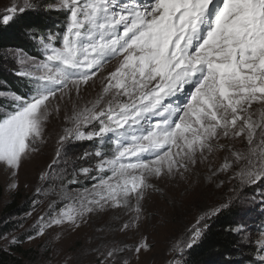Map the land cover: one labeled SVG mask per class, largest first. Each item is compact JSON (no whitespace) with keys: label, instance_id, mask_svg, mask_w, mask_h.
I'll return each instance as SVG.
<instances>
[{"label":"snow or ice","instance_id":"1","mask_svg":"<svg viewBox=\"0 0 264 264\" xmlns=\"http://www.w3.org/2000/svg\"><path fill=\"white\" fill-rule=\"evenodd\" d=\"M27 7L32 4L24 0L9 12ZM59 7L70 13L62 36L40 38L41 59L19 60L16 74L28 79L31 94L11 93L0 113V168L11 178L8 187L17 188L19 169L40 151L46 125L62 105H71V115L64 116L68 126L58 144L110 138L114 151L109 159L96 151L92 169H73L69 185L75 176L100 175L85 194L65 191L59 211L49 205L38 218L37 236L53 226L77 229L86 217L121 209L128 215L119 231L138 229L147 196L159 191L154 181L187 182L201 164L208 183L221 176L248 185L264 179V0H61ZM12 19L6 13L0 22ZM186 86V100L173 106L170 99ZM236 141L245 147L236 148ZM200 223L190 230L189 248L202 235ZM126 250L107 245L101 264H117ZM142 250H150L146 238L135 246L137 255Z\"/></svg>","mask_w":264,"mask_h":264},{"label":"rangeland","instance_id":"2","mask_svg":"<svg viewBox=\"0 0 264 264\" xmlns=\"http://www.w3.org/2000/svg\"><path fill=\"white\" fill-rule=\"evenodd\" d=\"M29 2L32 7H27L24 11L35 9L56 18L55 22L60 18L63 22H69L68 10L59 7L61 0ZM17 5L24 7V0H0V17L6 13L13 17L18 15L20 11L9 12ZM36 45L38 49L42 47L38 38ZM14 58L17 73L22 70L20 59H41L42 52L36 56L18 51L15 52ZM115 63L116 61H112L106 65V71L112 70ZM99 83L97 81V86ZM185 89L184 96L170 99L173 106L186 100L191 86H186ZM98 90V87L89 89L84 93L80 103L93 99ZM10 94L0 92V98L4 97L9 105ZM258 107L254 105V108ZM5 110L2 109L1 112ZM65 114L71 115V105L67 107L62 105L61 111L54 114L47 123L45 142L39 146L40 151L28 157L19 169L16 177L17 188L8 187L11 178L5 169L0 168V213L14 198H19L23 207L21 214L5 216V220L0 223L1 226H4L5 222L12 226L9 231L3 233L0 247L8 253L14 245L31 249L33 256L21 258V264H101L103 256L100 253L112 243L120 247L127 246V250L118 255L117 264H123L124 260L129 264H187L185 251L188 248L190 230L197 226V220H201L199 227L203 231L207 220L218 213L213 214V209L220 205L232 204L237 205L240 212V217L235 221L239 247L234 253L235 257H227L225 261L227 264L236 260L239 261L238 264H261L264 260V252L260 251L261 246H264V179L248 185L239 179L221 176L219 179H223L225 183L219 184V179L208 183L204 179L208 174V168L204 164L199 165L197 175L191 176L187 182L182 183L168 178L155 180L154 184L159 191H150L147 196L144 203L146 212L138 229L119 231V222L128 215L126 209H121L86 217L87 223H81L77 229L67 224L53 226L46 228L44 235L37 236L38 218L47 215L50 211L49 205L51 209L59 211L67 203L63 198L65 191L85 194L86 190L91 191L93 184L96 183V177L100 175L93 171L87 177L75 176L77 182L69 185V180L74 175L73 169L83 167L92 169L99 162V158L94 155L96 151L103 152L106 159L111 158L114 151L110 138L103 141L99 138L72 140L63 146L58 144L62 129L68 126L64 120ZM91 130L93 129H86ZM235 146L243 149L245 144L236 141ZM218 155L222 156L223 153ZM41 173L47 174L46 180L40 179ZM38 188L41 190L39 193ZM205 213L208 216L201 219ZM29 236L33 239L29 240ZM12 237H16V242H11ZM145 238L150 250H142L137 255L135 246ZM215 262L214 264H220L222 261Z\"/></svg>","mask_w":264,"mask_h":264},{"label":"trees","instance_id":"3","mask_svg":"<svg viewBox=\"0 0 264 264\" xmlns=\"http://www.w3.org/2000/svg\"><path fill=\"white\" fill-rule=\"evenodd\" d=\"M55 19L46 12L34 9L20 12L7 25L0 22V90H2L0 92L16 93L21 96L31 94L28 79L16 75L15 52L23 51L37 56L41 52L40 47L38 49L36 45L37 38L39 40L50 33L62 36L68 22H63L62 18L55 22ZM54 42L57 45L60 43ZM8 107L6 99L0 98V113L2 109ZM22 209L20 199L14 198L0 213V223L5 220V216L21 214ZM239 217V209L233 204L210 217L201 237L186 249L185 263L214 264L215 260H219L222 261L220 264H227L225 261L227 257H235L234 253L239 247V238L235 232V221ZM5 223L4 226L0 225V239L3 233L12 227L11 224ZM11 249L8 253L0 247V264H21V258L33 256L31 249H24L20 245H14ZM238 263L236 260L228 264Z\"/></svg>","mask_w":264,"mask_h":264},{"label":"bare ground","instance_id":"4","mask_svg":"<svg viewBox=\"0 0 264 264\" xmlns=\"http://www.w3.org/2000/svg\"><path fill=\"white\" fill-rule=\"evenodd\" d=\"M186 94V89L183 93H178L177 96H184Z\"/></svg>","mask_w":264,"mask_h":264}]
</instances>
